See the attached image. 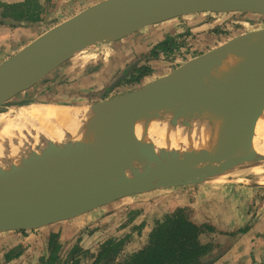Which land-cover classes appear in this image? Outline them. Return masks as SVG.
<instances>
[{
	"label": "water",
	"instance_id": "water-1",
	"mask_svg": "<svg viewBox=\"0 0 264 264\" xmlns=\"http://www.w3.org/2000/svg\"><path fill=\"white\" fill-rule=\"evenodd\" d=\"M230 13L264 16V0H102L52 27L0 63V111L13 106L18 95L90 47L110 44L184 17ZM4 22L19 24L15 20ZM121 30L127 33L108 39L111 33ZM263 37L264 28L233 38L119 97L104 100L106 91L100 93L99 102L90 105L121 102L113 127L108 132L99 125L82 127L78 136L69 134V139L54 143L55 150L50 155L17 169L0 197V234L43 229L125 198L204 184L246 164L263 162L264 154L250 143L256 129L264 127V58L253 66L239 59L222 60L226 52ZM33 76L37 79L32 84L15 90L22 78ZM190 88L251 105L243 119L245 124L219 150L207 144L190 145L179 125L168 117L171 104ZM95 95L96 92L86 99ZM179 136L188 159L178 169L170 173L162 169L155 173L136 172L137 166L156 152L167 151L172 139ZM246 145L249 149L239 151ZM263 145L264 132L257 147ZM50 209L72 210L76 214L45 227L26 229L28 223Z\"/></svg>",
	"mask_w": 264,
	"mask_h": 264
},
{
	"label": "rangeland",
	"instance_id": "rangeland-1",
	"mask_svg": "<svg viewBox=\"0 0 264 264\" xmlns=\"http://www.w3.org/2000/svg\"><path fill=\"white\" fill-rule=\"evenodd\" d=\"M22 1L24 0H0V3L10 4ZM43 1L45 2L43 5L40 4L41 0H39V7L32 9L34 16L39 18V20L34 22L23 20L18 21L17 23L19 24L6 23L4 20L13 19L4 18L2 16L4 9L0 7V28L10 31L4 32L5 30H3L0 32V57H2V59L16 53L20 44L27 43L30 40V38L20 33V35H18L19 31H26V33L31 34L32 37H35L37 34L43 33V31L50 26L58 24L61 20H65L102 0ZM207 17H209V21H205ZM207 17L195 15L180 18L165 24L146 28L110 44H100L90 47L88 48L89 54L102 53L101 56H97L95 59L97 62L95 66L88 65L87 61L81 59V55L83 54H79L42 78V81L36 85V89L40 84L46 85L42 89V94H31V96H29L30 100L28 99L29 101H21L15 98L13 103L18 107L25 103L30 105V103H34V100L40 99L67 100L72 98L69 90L78 94L80 89L88 90L89 95H92V93L99 89H105L104 100H109L137 90L141 88L143 84H147L171 73L190 59L214 50L233 38L264 28V16L261 15L248 13H237L235 15L207 14ZM47 18L49 22L44 23V20ZM40 27H42V29H37ZM5 41L9 42L6 43ZM162 41H166L168 47H171L173 50L165 56L161 54V57L157 59L144 60V58H142L145 57L146 54H149L151 47H154L157 43ZM112 49L115 50L109 53L106 60H103L102 57L106 54L104 52L111 51ZM132 65H134L133 67L136 65H146L150 67V75L143 81V84L137 85L130 82ZM34 87L32 89H34ZM117 93H120V95H117ZM96 94L98 93L96 92ZM77 101L78 100L75 98L72 100V102ZM219 102L220 101H218V103ZM8 107H4L1 111H10V113H14L24 108L23 106L10 110ZM207 186L215 190L204 188ZM183 189L191 190L180 191V188H172L125 198L80 217L49 225L43 228V235L32 234L31 237H24L20 232L0 234V262H2L6 252L14 247L21 246L22 248L20 250L22 253L20 257L9 264H40L41 258L48 256L47 247L50 234L58 230L60 233L59 240L61 242H66V252L63 258L68 248L75 245L78 240H80L79 244L89 251L87 256L81 258V264H90L92 261L91 255L97 253L99 251V246L110 238L116 240L126 238V245L129 246L131 243L130 251L140 250L148 244V238L151 233L148 232L149 230L146 232V226L149 225V228L155 227V223L153 225L152 222L156 221L151 217L154 208L157 209V212H155L158 217L162 215L164 217V213L170 210L168 202L172 206L175 204L177 205L178 202L185 205L189 203L190 200H195V195L199 194V196L202 194H218V196H221L224 200L227 198L225 203H217L216 208L210 211V205L204 208V213L202 215L203 219L200 217V220L204 221L203 223L209 224V215L211 214V216H213L214 210L217 209V211H220L228 204L230 208L234 209V212L231 211L232 217H221L222 223L219 225L220 228L226 232H237L239 229L248 226L250 228L247 234L253 232L255 238L261 239L260 244L262 246L260 247L264 248V161L256 164H246L236 171L221 176L211 182L187 188L183 187ZM230 193L232 202L235 203L233 201L234 197L236 198V202H238L236 207L230 205L228 200ZM152 196L156 197L155 199L158 197L160 199L162 197L165 199L163 201H155L154 198H149ZM141 197L144 200H138ZM145 200H149L150 203H143ZM186 208L193 209L191 205H187ZM222 214L224 213H221L220 216ZM259 233H261L262 236H260ZM211 234L212 233L205 234L203 240L206 242L210 241V237H212ZM237 236L246 237L245 233H238L235 237L226 236L225 239L227 243L225 244H230L228 248L233 243L231 240ZM244 239L242 240L244 245L242 246V250L246 252V248L251 241ZM255 241L256 240H253L252 242L254 243ZM225 247H227V245ZM255 249L254 247L252 253L256 252ZM220 258L222 257L216 258L213 263ZM252 258L254 257L248 256L249 261L252 260ZM225 262L226 264L230 263V261ZM260 264H264V257Z\"/></svg>",
	"mask_w": 264,
	"mask_h": 264
},
{
	"label": "bare ground",
	"instance_id": "bare-ground-1",
	"mask_svg": "<svg viewBox=\"0 0 264 264\" xmlns=\"http://www.w3.org/2000/svg\"><path fill=\"white\" fill-rule=\"evenodd\" d=\"M125 33L127 30L111 33L108 39L114 40ZM263 58L264 37L259 42L226 52L222 60L239 59L242 64L253 66ZM36 79L34 76L22 78L15 90L28 87ZM226 97L230 96L217 97L213 92L190 88L171 104L168 117L179 125L181 135L187 137L190 145L200 147L207 144L219 150L221 145L245 124L246 120L243 119L251 110L250 104ZM23 106L22 110L14 113L0 111V197L17 169H24L28 163L50 155L55 150L54 143L69 139V134L78 136L82 133V127L86 126L99 125L104 132H108L113 127L121 102L113 100L108 104L89 106L25 103L18 107L10 105L8 109ZM263 132L262 126L256 129L250 147L254 146L264 154V145L257 147ZM182 136L174 137L166 148L167 151L153 154L148 161L136 167V172L155 173L162 169L170 173L178 169L185 159H188L182 151ZM246 149H249L248 145L239 147V151ZM75 212L50 209L28 223L26 229L41 228L51 222L71 218Z\"/></svg>",
	"mask_w": 264,
	"mask_h": 264
},
{
	"label": "trees",
	"instance_id": "trees-1",
	"mask_svg": "<svg viewBox=\"0 0 264 264\" xmlns=\"http://www.w3.org/2000/svg\"><path fill=\"white\" fill-rule=\"evenodd\" d=\"M38 1L39 0H24L22 2H14L10 4L0 3V7H3L4 9L2 16L15 21H37L39 18L34 16L32 9L39 7ZM235 14L236 13H230L227 15ZM200 16L207 17V15ZM209 20V17H207L205 21ZM150 50L149 54H146L144 57L146 60L157 59L161 57V54L162 56H165L173 49L168 47L166 41H162L157 43L154 47H151ZM145 66L146 65L141 66L130 75V82H133L134 84H142L144 79L150 75V67ZM45 86L40 84L37 87L40 90L36 92L35 95L42 94V89ZM69 92H71V90H69ZM88 93V90L80 89L78 94L73 93L71 95V99H40L34 100V102H54L64 105H90L99 102L96 95L90 100L86 99L87 97H91ZM74 98L78 101L72 102ZM28 99L25 100L27 101ZM249 228L250 227L245 226L237 232L231 233L219 231V233L221 235L234 236L238 233L242 234L247 232ZM43 232L44 229H38L30 232L21 231L20 233L24 237H31L32 234L43 235ZM217 232L218 230L211 224H200L194 221L191 209L180 207L155 222V227L151 231L148 238V244L145 247L133 253L124 254V247L127 243V239L116 240L110 238L99 246V251L97 253L91 255L92 261L90 264H207V261L215 256L217 252H222V247L214 241H204L203 237L205 234ZM59 238V230L50 234L47 247L48 256L41 258L40 264H81V258L87 256L89 251L79 244L80 240H78L75 245L68 248L65 257L63 258L64 253L66 252V242H61ZM21 248V246H17L6 252L0 264H9L13 260L19 258L22 253L20 250Z\"/></svg>",
	"mask_w": 264,
	"mask_h": 264
},
{
	"label": "crops",
	"instance_id": "crops-1",
	"mask_svg": "<svg viewBox=\"0 0 264 264\" xmlns=\"http://www.w3.org/2000/svg\"><path fill=\"white\" fill-rule=\"evenodd\" d=\"M54 1H57V0H54ZM45 2L43 1V0H41V2H40V4L41 5H43ZM84 10V9H83ZM82 11V10H81ZM80 12V11H79ZM78 12V13H79ZM77 14V13H76ZM75 15V14H74ZM73 15V16H74ZM72 17V16H71ZM70 18V17H69ZM68 19V18H67ZM67 19H65V20H67ZM65 20H61L60 22H58V24L59 23H61V22H63V21H65ZM41 21V20H40ZM49 22V20H48V18L46 19V20H44V23H48ZM41 23H42V21H41ZM57 24H54V25H52V26H50L48 29H46L45 31H43V33H45L46 31H48L49 29H51L52 27H54V26H56ZM37 29H42V27H40V28H37ZM3 30H5L4 32H10V31H7L6 29H2V28H0V32L1 31H3ZM16 32H18V31H16ZM24 35V36H27L28 38H30V40L27 42V43H24V44H20V46H19V49H21L22 47H24L25 45H27V44H29L30 42H32L34 39H36L37 37H39L40 35H42L43 33H41V34H37V36H35V37H32V35L31 34H29V33H26V31H19L18 32V35ZM24 41V40H23ZM6 43H8L7 41H5ZM18 49V50H19ZM18 50H16V51H18ZM115 49H112L111 51H108V52H104V53H106L105 54V56L103 55V60H106L107 59V57L109 56V53L110 52H113ZM81 54H83V55H81ZM80 55L82 56L81 57V59L83 60V61H87L88 62V65H94L95 66V64L97 63L96 62V58H97V56H101V54L102 53H96V54H89L88 53V49L86 50V51H84L83 53H81ZM12 55H10V56H6V58H4V59H2V57H0V63L1 62H3L4 60H6V59H8L9 57H11ZM95 60V61H94ZM92 61V62H91ZM93 76V75H92ZM88 88V87H87ZM40 89L39 88H37L36 89V86L34 87V89H31V90H29V91H26V92H23L22 94H20V95H18L16 98H18L19 100H21V101H25V99H28L29 98V96H31V94L33 95V94H35L36 92H38ZM103 91H105V89L104 90H97L96 92L98 93V94H96V96H98L100 93H103ZM33 92V93H32ZM117 95H120V93H117ZM119 97V96H118ZM116 98V97H115ZM21 101H19V102H21ZM185 188H187V187H185ZM204 188H208V190H215V189H212L211 187H204ZM184 190H191V189H181L180 188V191H184ZM172 192V191H171ZM232 194H234V193H232ZM200 195V194H199ZM199 195H195V197H196V199L194 200H190V202L189 203H187V204H185V205H182V204H180L181 202H178V204L176 205H174V206H172L171 204H169V202H168V206L170 207V210H168V211H166L165 213H164V215H166V214H168V213H171V212H173L174 211V209H176V208H178V207H186L187 205H191L192 207H193V209H192V211H193V219L196 221V222H198V223H201V224H203V220H200L201 218L203 219V213H204V208H206V206L207 205H210V207H209V211L211 210V209H213V208H216V206H217V203H225L226 202V200H227V198H226V200H224V198H222L221 196H218V194H214V195H201V196H199ZM197 196H199V197H197ZM149 198H156V197H149ZM165 198H157V199H155V201H157V200H164ZM138 200H144L142 197L140 198V199H138ZM229 202H230V205L231 206H233V207H236V205H238L237 203L238 202H236V198L234 197V199H233V201L235 202V203H233L232 202V200H231V193H230V197H229ZM161 202V201H160ZM160 202H158V203H160ZM143 203H146V204H148V203H150V201L148 200V201H146L145 200V202H143ZM157 204V203H156ZM235 205V206H234ZM157 212V209L156 208H154V211H153V213H151L152 215H151V217L152 218H154V220L155 221H158V220H160V219H162V217H163V215L162 216H160V217H158L156 214V212ZM215 212H214V214H213V216H211V214L209 215V224H211L213 227H215L217 230H218V232L217 233H212L211 235H212V237H210V240L211 241H214L215 243H217V244H220L221 245V247H222V251L223 252H217L216 253V255H218V256H216V258H218V257H222V258H220V259H217V261L215 262V263H213L215 260H216V258H212V262L211 263H213V264H226V262L225 261H230V263L229 264H260L261 262H262V260H263V257H264V248L263 247H260V246H262L260 243H261V239L260 238H255V234L253 233V232H250V234H247V232H245V236L246 237H244V236H237L236 238H234V239H232L231 241L233 242L232 243V245L228 248V245H230V244H225V243H227V240L225 239L226 238V235L225 236H223V235H221L220 233H219V231H223L221 228H220V224L222 223V219H221V217L222 216H228V217H232L231 216V214H232V212L231 211H233L234 212V209L233 208H230L229 206H228V204H226L225 205V207H223L222 208V210H220V211H217V209L216 210H214ZM221 213H224V214H222L221 216H220V214ZM201 217V218H200ZM149 223V222H148ZM153 223V225H154V223L155 222H152ZM139 224V223H138ZM152 229H153V227H150L149 228V225L148 226H146V232H147V230H149L148 232H151L152 231ZM144 232H145V230H144ZM226 232V231H225ZM232 233V232H231ZM249 233V232H248ZM260 234V236H262V234L261 233H259ZM234 237H235V235H234ZM245 238V239H244ZM250 240L251 242H250V244L248 245V247L246 248V252H244L243 250H242V246H244L243 245V243H242V240ZM253 240H256L254 243L252 242ZM130 245H131V243L129 244V246H125V249H124V253L125 254H130V253H133V252H135V251H137V250H133V251H130V249H131V247H130ZM227 245V247H225ZM225 247V248H224ZM256 248L255 250H256V252L255 253H252L254 250H253V248ZM139 250V249H138ZM219 254H221V255H219ZM246 254V255H245ZM251 256V257H254V258H252V260H250L249 261V259H248V256ZM247 256V257H246Z\"/></svg>",
	"mask_w": 264,
	"mask_h": 264
},
{
	"label": "flooded vegetation",
	"instance_id": "flooded-vegetation-1",
	"mask_svg": "<svg viewBox=\"0 0 264 264\" xmlns=\"http://www.w3.org/2000/svg\"><path fill=\"white\" fill-rule=\"evenodd\" d=\"M142 58H144V57H142ZM146 58H144V60H145ZM134 65H132V68H131V70H132V74L138 69V68H140L141 66L140 65H136L135 67H133ZM131 74V75H132ZM129 75V74H128ZM146 79V78H145ZM144 79V80H145ZM144 82H142V84H143ZM137 85H140V84H137ZM145 84H143L142 86H144Z\"/></svg>",
	"mask_w": 264,
	"mask_h": 264
}]
</instances>
